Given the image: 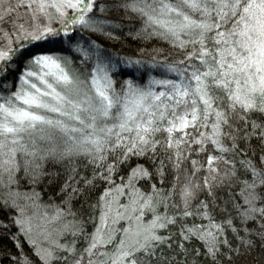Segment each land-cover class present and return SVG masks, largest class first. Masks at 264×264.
<instances>
[{"label":"snow or ice","instance_id":"obj_1","mask_svg":"<svg viewBox=\"0 0 264 264\" xmlns=\"http://www.w3.org/2000/svg\"><path fill=\"white\" fill-rule=\"evenodd\" d=\"M0 264H264V0H0Z\"/></svg>","mask_w":264,"mask_h":264},{"label":"trees","instance_id":"obj_2","mask_svg":"<svg viewBox=\"0 0 264 264\" xmlns=\"http://www.w3.org/2000/svg\"><path fill=\"white\" fill-rule=\"evenodd\" d=\"M127 30V29H126ZM93 39H97V41L104 45V47L111 49L113 52L120 51L121 54H126L129 52H136L139 48L143 47H152L153 44H157V46H161L158 42L153 41L150 44L145 45L142 41L133 40L131 37H122L121 43H114L112 41H107L103 38H99L96 36L92 37ZM51 190H45L43 195V201L47 203L48 197L51 196ZM78 203V202H77ZM257 259H259V254L254 253Z\"/></svg>","mask_w":264,"mask_h":264},{"label":"rangeland","instance_id":"obj_3","mask_svg":"<svg viewBox=\"0 0 264 264\" xmlns=\"http://www.w3.org/2000/svg\"><path fill=\"white\" fill-rule=\"evenodd\" d=\"M39 211H40V212H43V211H44V209H40Z\"/></svg>","mask_w":264,"mask_h":264}]
</instances>
